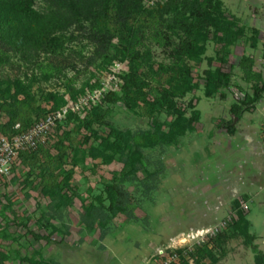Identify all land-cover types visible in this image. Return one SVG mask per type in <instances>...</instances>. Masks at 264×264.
I'll use <instances>...</instances> for the list:
<instances>
[{"label": "rangeland", "instance_id": "rangeland-1", "mask_svg": "<svg viewBox=\"0 0 264 264\" xmlns=\"http://www.w3.org/2000/svg\"><path fill=\"white\" fill-rule=\"evenodd\" d=\"M165 1L156 0L152 5L144 2L142 6L150 11L164 5ZM217 5L227 18L233 19L237 26H242L246 31L245 35L238 38L231 47L224 48L219 45L221 33L210 28L206 33L207 40L200 43L204 50L199 58L187 61L190 67L188 74L185 65L173 66L170 63L171 59L168 57L170 49L159 45L162 42L157 41L158 44L148 32L149 40L144 44L151 50L153 66L157 68L156 65L162 63L175 69L171 80L162 83L157 76L143 75L145 85L142 93L148 95L144 100L138 99V105L132 108L122 102L115 105L106 104L103 97L91 103L79 115V119L87 117L90 111L89 116L92 117L93 114V117L99 120L93 125V131L99 135L94 136L82 127L78 133L74 132L77 122L65 126L61 133H71L73 139L65 143L69 146L70 152L65 157L64 164L53 171L52 175L39 173L36 168L29 170L16 162L13 164L9 177L0 180V253L13 257L14 252L18 250L24 254L26 241L31 239L25 234L28 229L36 234L45 233L51 237L52 243H41L42 254L56 264H68L74 259L83 262L90 260L92 258L88 253L90 249H96L102 255L107 247L103 249L102 246L99 247L100 230L97 227L91 231L87 230L80 223L79 215L85 207L91 204L98 205L101 200L104 201V185L113 183L116 178L133 195L135 221L127 223L123 216H116L108 224L103 241V244L108 246V257L101 256L102 261L98 260L100 264H159L158 251L169 252L167 249L170 243L181 241L187 235L203 229L194 226L205 217L210 221L214 220L205 227L215 231L214 236L208 241L218 234L224 236L221 249L213 252L214 262L205 260L207 264H255L254 253L251 247L246 245L239 223H234L236 221V213L232 207L234 199L247 203L248 211L245 217L250 222L249 233L255 238L252 243L259 253L264 254V178L253 173V163L249 160V146L243 145V142L239 143L237 149L234 145H230L232 146L230 148L228 145L223 147L219 145L220 148L226 147L229 152L232 150L230 156L223 152L226 148L221 151H217L216 148L214 151L206 149V152L202 149L200 152L204 155L217 151L212 156L213 160L205 162H202L195 147H188L191 151L189 154L185 148V143L188 142L185 136H189V141H192L196 137L197 128L201 125L205 131L214 130V133H218L217 129L223 127L221 119L229 117L228 108L232 102L242 100L245 94H250L249 86L240 79L238 63L242 57L256 56L263 52L264 32L261 30L264 26V0H214L213 6ZM69 34L73 35V40L70 42L65 40L66 53L62 57H57L59 61L67 57L66 63L70 69H67L65 79L46 80L42 78L43 74L39 69L12 64L0 68V87L5 88L7 84L12 85V82L19 79L24 89H29L35 94L40 93L42 98L56 97L67 103L72 99L71 96L76 99L88 94L96 83L99 86L101 82L107 84L115 64L120 65L121 74L127 71L124 63L118 62H113L111 66H100L98 62L89 65L88 61L93 55L94 47L80 37L74 28L56 33L54 37L59 38L63 35L68 37ZM174 37L177 38L176 35ZM146 48L142 47V50ZM51 59L42 61L41 65H48ZM73 66L76 71H71ZM217 70L231 73L230 86L227 91L223 90L221 95L216 93L208 96L211 81ZM66 79L71 81L67 82ZM118 86L117 82V90ZM163 91L168 92V101L171 100L172 104L157 102L159 107L157 110L148 108V103L160 101ZM260 100L251 110L259 109ZM196 113L199 115L194 122L193 131L186 132L174 144L166 143L163 146L156 144L155 147H151L156 141V130L167 133L175 128H183L185 120H191ZM259 116H262V112H259ZM257 120L256 118L255 123ZM103 138L109 139V146L113 143L115 153L107 152L109 150H106L100 141ZM52 144L53 141L46 146L50 147ZM209 145L212 147V144ZM244 147L247 149L246 153L242 150ZM104 153L109 160H105ZM190 159L202 164L196 171L198 174H193L196 179L188 177V181L184 182L182 193L186 198L184 200L176 192L182 189V187L179 189L180 177L185 172L182 166L186 160L191 162ZM147 174L152 175V180L145 184ZM55 175H58V181H55ZM85 176L88 179H85ZM65 178L68 180L69 188H63L60 193H66L69 199L67 198L66 206L55 210L61 194L55 196L53 189L62 186L61 181ZM197 183H200V190ZM217 183L219 185H215ZM170 184L172 186L175 184L176 188L170 186L166 188V185ZM147 185L151 188L149 187L148 193L145 194ZM213 186L214 189L206 193ZM233 189L237 194L232 199ZM243 194L247 199L242 198ZM222 202H227L226 206L212 214V218L208 213L202 215L203 218L200 219L201 214L196 212L201 206L220 207ZM171 206L175 209L166 212ZM193 221L198 222L195 225ZM25 235L27 239L23 238ZM120 237L121 241L118 242ZM24 239L26 241H23ZM58 241H65V245L58 247L53 243ZM33 244L35 248L39 247L38 244ZM8 246L11 248L10 251L6 249ZM174 247L176 248L172 250L186 249V252L194 249V247L189 249V244L179 246L176 244ZM5 264L19 263L14 257L13 261L7 260Z\"/></svg>", "mask_w": 264, "mask_h": 264}, {"label": "trees", "instance_id": "trees-1", "mask_svg": "<svg viewBox=\"0 0 264 264\" xmlns=\"http://www.w3.org/2000/svg\"><path fill=\"white\" fill-rule=\"evenodd\" d=\"M145 1L0 0V68L5 65L21 64L39 69L43 74L42 78L46 80L65 79L67 69H70L66 63L68 62L67 57L61 61L57 60V57H62L66 53L65 40L70 42L74 37L69 34L68 37L63 35L57 38L54 37V34L74 28L80 37L89 41L94 47L93 55L88 61L89 65L98 62L100 66H111L113 62H118L124 63L127 68L126 72L117 75L118 90H109L102 96L103 102L109 105L122 102L125 106L132 108L138 105V99L144 100L148 95V93H142V88L145 85L143 75L157 76L162 83H167L173 77L172 72H175V69L164 66L162 63L154 64L157 68L153 66L151 50L144 44L146 40H149L148 32L154 37V41L162 42V44L157 42L159 45L167 46L170 49L168 54L171 59L170 63L173 66L180 64L184 67L185 65L188 74L190 67L187 65V61L199 58L204 50L200 43L207 40L206 33L210 28L221 33L218 41L219 45L221 44L224 48L231 47L246 32L242 26H237L233 19L227 18L226 14L219 9V5L214 7V0H166L164 5L150 11L143 8L142 5ZM142 47L147 48L142 50ZM48 58H52L48 65L42 66V61H46ZM238 66L240 79L249 86L250 94H246L242 100H237L231 105L229 112L234 118H239L243 113L249 112L264 95V67L262 72L256 71L253 59L248 56L242 57ZM73 70L76 71L74 66L71 71ZM231 78V73L217 70L211 81L208 96L216 93L221 95L223 90L227 91ZM66 81L71 80L66 79ZM99 87L96 83L89 93ZM184 89L186 90L185 87ZM167 94L168 92L163 91L160 101L148 103V108L157 110L159 108L157 102L172 104L171 100L168 101ZM71 98L67 103L56 97L42 98L40 93L35 94L29 89H24L19 79L12 82V85L7 84L5 88L0 87V134L13 137L25 132L46 116L63 107L71 106L79 99V97L75 99L74 96ZM89 106L76 113L68 112L65 119L57 122L52 132L45 136L43 142L38 143L35 149L20 152L18 160L21 166L29 170L36 168L39 173L52 175L64 164L65 157L70 152L69 146H66L65 143L73 140L71 133L63 134L61 132L71 122L78 123L74 129L76 133L82 127L94 136L99 135L98 132L93 131V125L99 120L97 117H93V114L92 117L89 116L90 111L89 114L87 113V117L79 119V115ZM197 115L199 113H196V116H193L191 120H185L183 128H175L167 133L156 130V141L155 144H151V147H155L156 144L161 146L166 143L174 144L186 132L193 131L194 122L198 119ZM228 129H232V127L229 126ZM108 140V138H103L100 141L104 144V148L109 150L107 152L115 153L116 149L112 146L113 143L109 146ZM52 141L54 144L47 147L46 144ZM103 157L105 160H109L106 153ZM57 176L55 175V181H58ZM59 176L61 175L59 174ZM147 178L144 181L145 184L148 180H152V175L147 174ZM65 179L61 181L62 186L53 189L56 193L55 196L61 194V197H58L59 204L55 210L66 206L67 198L69 199L66 193H60L63 188H69L68 180ZM149 187V185L146 186L145 194L151 188ZM47 191L46 189L45 192L47 193ZM103 192L104 201L101 200L98 205L91 204L85 207L79 215L80 223L87 230L91 231L96 227L100 230V239L105 238L108 224L116 216H123L125 222L135 221L133 195L121 185L118 179L115 178L113 183L104 185ZM242 198L247 199L246 196ZM240 201L234 200L232 203L236 213L234 223H239L241 235L246 245L251 247L254 253L255 264H264V254L257 251L252 243L255 238L249 233L250 222L245 217L248 208L241 209ZM29 233L35 241L52 242L49 235ZM223 239L224 236L218 234L206 244L195 246L190 252H186L184 249L177 250L178 261L174 264H207L205 260L213 263L215 260L213 252L216 249H221ZM3 261L1 260L0 264H3ZM22 262L51 264L41 260L38 251L34 249L29 250Z\"/></svg>", "mask_w": 264, "mask_h": 264}, {"label": "crops", "instance_id": "crops-1", "mask_svg": "<svg viewBox=\"0 0 264 264\" xmlns=\"http://www.w3.org/2000/svg\"><path fill=\"white\" fill-rule=\"evenodd\" d=\"M261 31L264 32V26H263V29ZM252 47H254V46H252ZM262 49H263V45H262ZM263 53H264V49H263V52H260V54H258L256 56L255 55L254 56L253 55L248 56L251 59H253V61H254V68L257 67L256 71H261V72L263 71V67H264L263 64H262ZM260 101L261 102L259 104V109H256L255 111L254 110H251L249 112L243 113L242 115H240L239 118L232 117L231 113L229 112L228 113L229 114L228 115L229 116L228 118H225L224 117L223 119H221V122H222L223 127L217 129V132L218 133H214V130L205 131V129H203V127L201 125V127H198L197 128L198 130L196 131L197 132L196 133V137L194 136L195 138L192 139V141H189V136H185L186 140L188 141V142L185 143V148H186L187 154L191 153V151H190V149L188 147L189 146H192V147H195V149H196L198 155L200 156V159L202 160V162L210 161V160H213L212 159V156L217 151H221V149L223 150L224 148H226V147L220 148L219 145H221L222 147L228 145L229 148L232 147L230 145H234V146H236V149H237L238 146H239V143L243 142V145L245 144V145L249 146V153H250L249 160L253 163V168H254L253 173L254 174L261 175L264 178V153H263V150H262L261 139H260V136H259L260 126L264 122V96H263V98H261ZM232 103H234V101ZM230 106L228 108L229 110H230ZM259 112H262V116H259ZM254 114H257V116H254ZM229 118H231L230 121H229ZM256 118L258 119L257 120V123H255ZM212 122L214 123V121H212ZM216 124L214 125V127L216 126ZM229 126H231L232 129H228ZM258 126H259V128H258ZM209 144H212V147ZM214 148H216L218 150L215 151V152H212L211 151L209 153H206L207 155H204V154H202L200 152L202 149L205 152L207 150L208 151L209 150H213L214 151ZM242 150L244 151V153H246V151H247V149L245 147L242 148ZM231 151L229 152V150L227 148H226L225 151L223 150V152H226V155L228 154L229 156H230ZM198 155H195V156H198ZM208 156H210V158H208ZM190 160H191V162H189L188 160H186L184 162L185 164L184 165L182 164L183 165L182 166V169L184 168V171L185 172H183L182 173V176L180 177V183H179L180 186L178 185L180 187L179 189H181V187H182V189L179 190L178 192H176L184 200L186 199L182 195V193H183V187H184V182H187L188 181V177L194 178V180H195L196 178H195V176H193V174H198V173H196V171L199 170V165L202 164V163H197V162L193 161L192 159H190ZM16 163L18 165H20V161L19 160H17ZM186 172L187 173H190V175H188ZM1 179L2 178H0V180ZM85 179H88L87 176H85ZM199 182H202L203 183V181H201V180H199ZM174 185L175 184H173V186H172V184H170L168 186L166 185V188L169 187V186L170 187H175ZM196 185L198 186V190H200L201 189L200 188L201 187L200 186V183L199 184L197 183ZM215 185H219V183H217ZM214 187L215 186L211 187L210 188V191H208L206 193L211 192L214 189ZM198 190H191V191L192 192H196ZM232 194L234 195V196H232V199H233V198L236 197L235 196V194H237L236 190L233 189ZM243 196H246V195L243 194ZM226 204H227V202H225V203L222 202L220 207H218V205H215L214 208H212V206L211 207H208V206H203L202 207L201 206V208L199 210L196 209V212L201 214L200 219L203 218L202 215H206L208 213H209V217L212 218L211 217L212 214H216V212L218 210L223 209L224 208V205L226 206ZM174 209L175 208H173L171 206V208H168L166 210V212H168V210H174ZM190 212H191V210H190ZM213 221L214 220H211L210 221L209 219H207L205 217V219H203L202 222H199V224L197 226H194V227L195 228H203L204 229L205 227H207ZM193 222L196 225L198 221H193ZM29 232H31V231H29L27 229L25 234H28L30 236V238H31L30 240H27L26 241L27 235L23 236V238H26L23 241H26L27 242L26 250H25L24 254H22L20 251L17 250V251L14 252L15 253V256L10 257L8 254L2 252V253H0V261L1 260H4V262L6 263L7 260H9V261L12 260L13 261V259L15 257L16 258V261L19 264H27L26 262H22V260H23L24 257H26V255L28 254V252H29L30 249H34V250H37L38 251V255H39V257H41V260H43L45 262H48V263H51V264H56L55 262H51L49 259H47L48 257L46 258L44 256V254H42L43 247L41 248V243L43 242V243L46 244V242L43 241V240L35 241L31 237V235H30ZM31 233H34V232H31ZM34 234H36V233H34ZM36 235H45V233H39V234L37 233ZM122 237H120L118 239V242L121 241V238ZM104 240L105 239H100L99 238V247L102 246L101 249H103V247H107V249H108V246L106 244H103V241ZM33 243L38 244L39 247L38 248H35L34 247L35 245ZM53 243L55 245H57L58 247L59 246H62V245H65V241H58L57 243L56 242H53ZM107 243H109V241ZM47 244H50V243H47ZM117 246H119V245H117ZM120 247H122V246H120ZM6 249L8 251L11 250L10 246H8V248H6ZM107 249L104 250V253L102 255H100V253L98 251H96V249H94V250L93 249H90V251L88 252L89 255L92 256L91 259L89 258L90 260H86L85 262H83V261H78V260H75L74 259L72 261H69L68 264H100L99 261L101 260V256L104 255V256H106V258L108 257V251L109 250L107 251Z\"/></svg>", "mask_w": 264, "mask_h": 264}, {"label": "built area", "instance_id": "built-area-1", "mask_svg": "<svg viewBox=\"0 0 264 264\" xmlns=\"http://www.w3.org/2000/svg\"><path fill=\"white\" fill-rule=\"evenodd\" d=\"M156 0H146L145 2L152 5ZM264 49V44H263ZM262 64L264 66V53L262 58ZM112 74L109 75L107 84L101 82L98 89L80 97L75 103L69 107H63L61 110L56 111L53 114L46 116L38 123L34 124L28 130L13 137H6L0 134V178L9 177L13 164L18 160V154L25 150L35 149L38 143L43 142L44 137L52 132L57 122H61L65 119L68 112H79L80 109L89 106L91 103L96 102L99 97L108 93L109 90H117V75L120 73L121 67L119 64L114 65ZM260 139L262 144V150L264 153V122L260 126ZM240 208L247 209V203L240 201ZM215 231L209 228L199 229L196 233H191L182 238L181 241L170 243L167 251H158L160 256L159 264H174L178 261L176 244H189V249L195 246H201L207 242L210 237L214 236ZM186 251V249H185Z\"/></svg>", "mask_w": 264, "mask_h": 264}]
</instances>
